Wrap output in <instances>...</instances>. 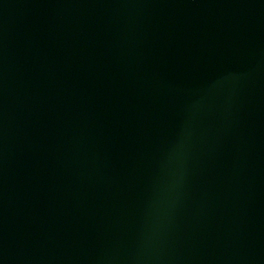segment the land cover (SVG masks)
<instances>
[{
    "label": "water",
    "instance_id": "1",
    "mask_svg": "<svg viewBox=\"0 0 264 264\" xmlns=\"http://www.w3.org/2000/svg\"><path fill=\"white\" fill-rule=\"evenodd\" d=\"M0 264H264V0H0Z\"/></svg>",
    "mask_w": 264,
    "mask_h": 264
}]
</instances>
